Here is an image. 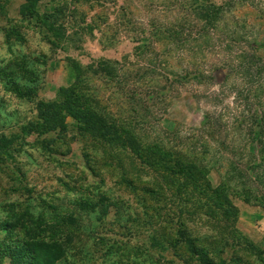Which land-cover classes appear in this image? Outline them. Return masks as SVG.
<instances>
[{
    "label": "trees",
    "instance_id": "obj_1",
    "mask_svg": "<svg viewBox=\"0 0 264 264\" xmlns=\"http://www.w3.org/2000/svg\"><path fill=\"white\" fill-rule=\"evenodd\" d=\"M110 15L114 28L104 41L123 38L129 49L84 64L71 58L72 82L38 102L40 126L64 128L69 116L80 135L101 145L102 162L111 157L118 168V185L154 217L152 245L179 249L182 264H227V247L250 243L234 225V198L264 213V57L257 52L264 0H57L43 18L74 43L77 28L90 32L96 19L107 26ZM182 91L199 104V120L163 126ZM110 206L117 212L121 203L99 192L55 220L1 217L0 264L65 260L81 226L75 209L107 214ZM37 225L49 232L39 236Z\"/></svg>",
    "mask_w": 264,
    "mask_h": 264
},
{
    "label": "rangeland",
    "instance_id": "obj_2",
    "mask_svg": "<svg viewBox=\"0 0 264 264\" xmlns=\"http://www.w3.org/2000/svg\"><path fill=\"white\" fill-rule=\"evenodd\" d=\"M56 2L37 0L31 6L27 0H0V218L19 212V217L55 220L76 200L104 192L121 203L118 211L116 205L107 214L78 205L75 213L81 226L74 244L65 260L54 264H182L179 249L152 245L151 234L157 232L154 217L143 212L135 193L118 185V168L111 157L102 162L101 145L80 135L69 116L64 128L40 126L38 102L57 97V88L72 82L71 58L84 64L100 56L118 57L130 45L123 38L104 41L114 28L112 15L106 18L107 26L96 19L90 32L79 33L77 28L79 41L74 43L64 33L54 35L43 15ZM70 23L66 22L69 27ZM257 36L263 40L257 52L264 57V28ZM200 114L199 104L182 91L160 123L196 124ZM208 178L215 184L217 171L210 169ZM234 202L238 208L234 225L250 243L229 246L221 255L227 264H264V213L240 198ZM35 231L39 236L49 232L38 225ZM230 238L235 242V232ZM1 264L10 263L2 258Z\"/></svg>",
    "mask_w": 264,
    "mask_h": 264
}]
</instances>
